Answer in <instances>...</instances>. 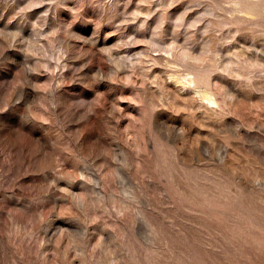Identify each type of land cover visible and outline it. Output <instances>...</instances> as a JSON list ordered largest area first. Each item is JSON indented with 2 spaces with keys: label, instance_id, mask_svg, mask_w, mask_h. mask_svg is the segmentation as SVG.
Returning a JSON list of instances; mask_svg holds the SVG:
<instances>
[{
  "label": "rangeland",
  "instance_id": "1",
  "mask_svg": "<svg viewBox=\"0 0 264 264\" xmlns=\"http://www.w3.org/2000/svg\"><path fill=\"white\" fill-rule=\"evenodd\" d=\"M0 264H264V0H0Z\"/></svg>",
  "mask_w": 264,
  "mask_h": 264
},
{
  "label": "bare ground",
  "instance_id": "2",
  "mask_svg": "<svg viewBox=\"0 0 264 264\" xmlns=\"http://www.w3.org/2000/svg\"><path fill=\"white\" fill-rule=\"evenodd\" d=\"M182 55L184 57H187L189 56V53L187 51H183ZM215 67L216 66L214 64H210L209 66H205V67L196 66V65L192 66L191 69L188 71V73L184 75L182 82L185 85L193 84V87L196 90V92L199 93L202 98L207 99L208 102L212 104L210 105L209 103H206L203 100L202 101L200 100L201 102H199L198 99H195L193 104L194 106L199 105L204 107V113H208L210 115H222L221 111L218 108V106H220V101L217 97L216 86H214V82L211 77L212 69H214ZM175 79L176 81L179 80V75H177ZM223 93H224L223 96L226 94L227 98L230 97V95L232 94V92L229 91L228 88H224V87H223ZM213 104L216 106H214ZM204 113L203 115H205ZM232 124L234 125V122H232Z\"/></svg>",
  "mask_w": 264,
  "mask_h": 264
}]
</instances>
